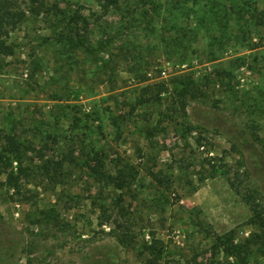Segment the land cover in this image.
<instances>
[{"label": "rangeland", "instance_id": "1", "mask_svg": "<svg viewBox=\"0 0 264 264\" xmlns=\"http://www.w3.org/2000/svg\"><path fill=\"white\" fill-rule=\"evenodd\" d=\"M13 1L26 16L0 32V146L33 144L62 182L0 176V264H264L222 245L254 232L244 196L264 208V26L230 0ZM75 15L94 53L57 41ZM96 154L121 178L99 180ZM104 208L130 216L127 245Z\"/></svg>", "mask_w": 264, "mask_h": 264}, {"label": "trees", "instance_id": "2", "mask_svg": "<svg viewBox=\"0 0 264 264\" xmlns=\"http://www.w3.org/2000/svg\"><path fill=\"white\" fill-rule=\"evenodd\" d=\"M209 1L212 2L213 0ZM251 1H254V6L250 5ZM230 2L232 5L231 10L229 11V13H227L228 16L232 13L237 17V20L244 19L249 16V18H247L246 20H249V22L253 23L254 25L264 26V8L259 9V7H257L258 0H249V2H246V0H244V4L239 3L237 0H230ZM245 5L250 6L247 9ZM44 6L45 5L41 3V6L31 9V14L37 17L41 16L42 14H44ZM102 8L107 10L106 6H103ZM0 16L1 32L4 25L7 28H10L15 27L18 23L22 22L26 16V13L15 8L13 0H0ZM75 18L81 20L85 19L81 15L72 16L70 21H67L61 28V30L57 33V41L59 42V44L69 50L75 49L77 51L82 50L83 52L90 50L94 53L90 43L86 41L84 35H80V30L75 26V24L77 23V20H75ZM58 22L59 19L57 20L56 25ZM74 35L78 36L79 38H83L82 43H78ZM4 48L10 50V48L6 46L4 47L3 41L0 40V50H3ZM212 58V61L218 60L217 55H214ZM174 83L177 90L179 91V98L182 99V101L183 99H187L191 94V91L187 86V81H184L183 79H176L174 80ZM158 87L159 90L155 95L156 100L161 99L162 92L163 90H165L163 89L165 87V85L163 84H159ZM34 147L35 146H33V144L27 141H22L18 139L17 136L12 138L6 137L1 140L0 176H6V185L9 189L19 191L21 187V180H30L34 176H42L43 178L47 177L55 183L62 182L60 180L61 178H59V176L57 175L58 167L56 165H53L51 161H44L42 165H34V160L29 155L30 153L36 151ZM73 155L74 153L73 151H71L68 155H66L64 161L69 160L70 162H73ZM93 161L96 164L95 166H97V169H94V167H92V170L99 180L114 182L121 178L120 176L117 178L111 176L102 170L105 164L101 156H99L98 154L95 155ZM15 164L16 166L14 167ZM59 164L61 165V163ZM152 176L156 180L159 179L158 174H153ZM243 199L246 201L247 205L251 207L252 215L249 221V225L252 226L254 232L239 243L237 242L235 231H231L225 234L222 237L223 250L229 256H238L241 253L250 254L253 251V248H256L264 256V208H262L257 201H253L249 196H244ZM104 210L106 213L101 226L107 225L112 222L115 225L112 234L116 236L117 240L121 244L127 245L128 242L132 240L130 239V229L127 226V223L130 220V216L127 213H123L124 211L123 209H121L120 219H113L112 215H109L105 208ZM117 229L119 231L122 229L123 232L117 233ZM150 249L152 250L153 247H150Z\"/></svg>", "mask_w": 264, "mask_h": 264}]
</instances>
